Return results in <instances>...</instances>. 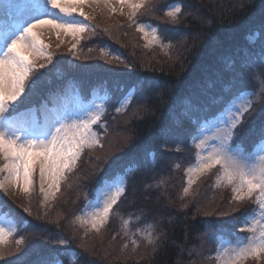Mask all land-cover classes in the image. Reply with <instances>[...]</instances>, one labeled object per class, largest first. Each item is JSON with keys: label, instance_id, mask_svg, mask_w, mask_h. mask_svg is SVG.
<instances>
[{"label": "trees", "instance_id": "1", "mask_svg": "<svg viewBox=\"0 0 264 264\" xmlns=\"http://www.w3.org/2000/svg\"><path fill=\"white\" fill-rule=\"evenodd\" d=\"M171 4L182 7L175 21L166 15ZM90 17L76 53L66 41L53 45L45 39L52 60L39 61L46 66L29 82L36 81V87L17 104L33 105L69 89H78L84 101L106 93L112 113L96 127L103 147L83 151L53 208L43 205L37 188L31 206L10 193L0 195L2 212L17 221L18 239H25L21 251L15 248L18 239L11 240L10 254L0 264H37L41 258L70 264L75 256V264H90L88 259L96 264H213L218 238L239 232L238 223L256 205L232 202L231 188L216 184L219 168L185 195L186 169L195 159L191 141L199 123L221 112L219 98L226 102L248 89L256 90L258 102L233 142L252 152L261 137L264 0H149L136 20L156 28L162 41L152 47L118 12ZM136 85L143 87L133 91ZM120 175L127 187L109 222L100 234H86L76 218L103 183ZM127 213L152 224L153 244L136 251L122 246L116 217ZM59 239L70 240L76 255L59 246Z\"/></svg>", "mask_w": 264, "mask_h": 264}, {"label": "snow or ice", "instance_id": "2", "mask_svg": "<svg viewBox=\"0 0 264 264\" xmlns=\"http://www.w3.org/2000/svg\"><path fill=\"white\" fill-rule=\"evenodd\" d=\"M102 2L106 7H111L110 0ZM100 3L101 0H43V3L34 6V13L10 28L0 30V176L3 177L0 179V190L3 194H7L11 187L30 194L38 176L39 190L47 204L49 199L56 198L61 183L67 179V173L74 170L83 151L103 147L93 131V125L101 120L100 113L80 122H67L63 117L50 115L51 110L25 112L17 104L26 88L31 94L36 87V81L31 84L29 82L35 72L46 66L39 61L52 60L50 45L41 39L39 30L48 27L55 30L58 38L61 33L71 36L76 43L71 45L69 51L76 53L79 40L90 28L84 21L92 19L83 11V6ZM119 3L122 8L126 6L130 9L128 20L143 35L147 41L146 47L160 41L156 29L150 30L149 26L136 20L137 14L146 7L149 0H119ZM181 11L182 7L177 4L166 15L175 21ZM77 15L83 17V21L77 19ZM208 23L211 24V21ZM261 62L264 63V53ZM140 87L143 85L134 86L133 91ZM225 91L230 92V89L226 88ZM217 102L223 103V108L213 118L216 123L212 135L195 142V163L186 169L187 187L184 193L187 195L202 176L219 168L216 184L231 188L232 202L251 201L256 205L237 225L240 232H248L250 235L237 237L235 243L227 247L221 245L215 256L220 264H247L250 258H264V128L252 152H247L239 141H233L237 128L255 110L258 94L254 89L240 90L231 94L226 102L224 98H219ZM42 120L47 125L46 130L27 136L20 134L19 129L23 123L30 122L33 127L39 128ZM126 187L125 182L120 185H102L94 203H91L92 207L99 210L91 212L87 218L77 217L79 224L82 227L87 225L91 231L100 234ZM25 211L31 214L30 209L26 208ZM233 222L237 223L235 219ZM127 224L125 221V227ZM14 234L13 227L0 226V260L10 254L6 250ZM131 242L139 247L135 239ZM148 243H154L151 234ZM57 244L67 247L71 241L59 239ZM24 245V238L16 240V251H21ZM127 247L125 244L124 248ZM37 264H61V261L41 258Z\"/></svg>", "mask_w": 264, "mask_h": 264}, {"label": "rangeland", "instance_id": "3", "mask_svg": "<svg viewBox=\"0 0 264 264\" xmlns=\"http://www.w3.org/2000/svg\"><path fill=\"white\" fill-rule=\"evenodd\" d=\"M41 3H43V0H26V2H24V3L23 2L21 3L20 0H0V30L10 28V27L16 25L23 18H26L30 13H34V10H35L34 6L39 5ZM110 4H111V7H106L101 0V3L99 5H95V4L84 5L83 11L87 15L97 16L98 18H101V19L106 18V17H110L115 12H118L119 14H121L123 12L122 19L123 20L127 19L128 14L130 12L129 8H127L126 6L122 8L121 4L119 3V0H110ZM173 6H171L170 9ZM112 9H115V11H113ZM54 11H58V10H54ZM76 18L83 21V17H79L77 15ZM84 23L88 24L87 21H84ZM142 23L149 26L150 30L156 29L153 25H151L149 23H146V22H142ZM39 31L41 34V39H43L44 42L46 39V41L48 43H52L53 45H58V43L61 41L68 42V44H70L69 46H71L73 44L74 40L72 39L71 36H67V35L61 33L59 38H58L55 30L49 29L48 27H44V28L40 29ZM157 34H158V32H157ZM158 36H159V34H158ZM149 39H151V37H149ZM144 41L146 44L147 41L146 40H144ZM161 41L162 40L160 37L159 42H154L149 47L155 46V45L161 43ZM59 94L60 93H58L56 95L54 92L53 95L49 97V99H45L43 101L36 102V104H38V105L33 106L32 110H35L37 113L44 111L45 109L51 110L50 115L63 117L67 122H80V121H83V120L89 118L91 115H93L97 112L100 113L101 117H104L108 113H109V115H111V113H112V111L109 107V101H108L109 99L106 96V93L104 95H103V93H96L95 95L92 96V100L89 103L82 102L80 100L81 97H80V93H79L78 89H69V91L63 93L62 95H59ZM29 95H30L29 89L26 88L24 96H22L20 99H25ZM128 101H129V99L124 100L125 105H128V103H129ZM25 106H30V103H27L25 105H21L20 107H25ZM215 123H212L209 126H205V127L204 126L200 127V123H199V126H198L197 131H196L197 134L193 138L191 145L195 147V142L198 141L200 138H203L204 136L212 135ZM97 126H98V124L93 125V131L96 134H97V132H96ZM46 127H47V125L45 124V122L43 120L41 121L39 128L33 127L32 124L30 122H28V123H23L21 125L19 131H20L21 135L27 136L29 134H39V132L46 130ZM257 141L255 142V144L257 143ZM210 143H217V142L210 141ZM258 150L259 149L257 148V151ZM196 151H197V149L195 148V153H194L195 158H196ZM247 152H249V151H247ZM194 163H195V159H194V161H192V163L189 166H193ZM122 182L126 183V177L120 176V177L115 178V180H113L111 182L106 181L102 185L103 186H107L109 184L120 185ZM101 186L96 190L94 196L88 201L85 208L81 212L80 216H84L85 218H87L91 214V212L99 210L97 208L92 207L91 203H94L95 198L98 195V192H99ZM36 188L38 190L39 199L44 203L43 205L44 206L47 205V207L53 208L54 207L53 201H55V199L54 200L49 199L47 204H45L43 194L39 190V183H38V185L36 183L34 184L32 189L30 190V194H25L22 191V189H16L15 187H11L9 189L8 193H10V195L13 199H15V198L21 199V201H26L27 202L26 204L31 206V205H33V201H32V198H30V197H32V195L35 194ZM45 188L47 189V185H45ZM1 191L2 190H0V195L2 194ZM57 195H58V193L56 194V197H57ZM27 198H30V199H27ZM34 202H35V200H34ZM2 211H3V209H2V207H0V226H11L15 229V234L11 238V240L14 241V239H18L20 237V234H21L20 226L17 223V221L14 220L10 215L3 213ZM125 221L128 222L127 227H125ZM116 222L119 225V228H120L122 236H123V238L120 239V241L122 240V243H121L122 246L127 244L128 247H132L133 248L132 250H134V251L140 249L143 246L146 247L147 245H149V243H148L149 234H151L152 238L154 236L152 224L150 222H148V220L144 219L143 217H141L139 215L127 213V214H124L122 217H116ZM78 225L85 231V233L96 234L95 232L91 231L87 225L82 227L79 224V222H78ZM237 229H238V226H237ZM248 235H250V233H248V232H238V233L232 234L230 239L224 238V236L221 235L218 238L219 243H218L217 249L221 245H223L224 247H227L228 244L235 243L237 237H246ZM133 239H135V241L139 244V247H135L132 244L131 241ZM112 241H113V238L110 241V245H111ZM66 250H67V252H69V254H71V256H74V254L76 255V252L73 251L72 249H70L69 246L67 247ZM216 253H217V251H216ZM215 256H216V254H215ZM226 258L227 257H225V259ZM76 260H77L76 256L73 259L70 258V264H75ZM88 260H89L90 264H96L94 261H92L90 259H88ZM249 260H253V259L250 258ZM253 262L254 263H248V264H262L264 262V258L256 259ZM213 264H220V261H218L215 258Z\"/></svg>", "mask_w": 264, "mask_h": 264}]
</instances>
